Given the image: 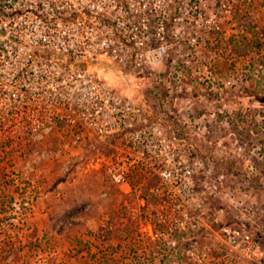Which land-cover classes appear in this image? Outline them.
I'll use <instances>...</instances> for the list:
<instances>
[{
  "label": "rangeland",
  "instance_id": "rangeland-1",
  "mask_svg": "<svg viewBox=\"0 0 264 264\" xmlns=\"http://www.w3.org/2000/svg\"><path fill=\"white\" fill-rule=\"evenodd\" d=\"M195 4L160 68L95 70L139 104V126L163 130L144 134L161 150L141 155L130 135L74 142L60 121L1 137L0 264H198L225 250L211 231L225 221L264 246V0ZM167 160L191 170L189 188L166 192ZM117 164L127 180L113 183Z\"/></svg>",
  "mask_w": 264,
  "mask_h": 264
},
{
  "label": "built area",
  "instance_id": "built-area-1",
  "mask_svg": "<svg viewBox=\"0 0 264 264\" xmlns=\"http://www.w3.org/2000/svg\"><path fill=\"white\" fill-rule=\"evenodd\" d=\"M195 2L0 0V139L37 136L60 121L74 142L130 135L141 155L144 149L161 150V142L151 143L144 134L161 135L163 130L139 126V104L116 92L95 70L109 62L150 70L163 66L179 42L182 11L188 15ZM170 163L157 162L166 192L176 183L189 188L191 170L185 167L181 175ZM109 177L113 183L127 180L123 164L111 168ZM209 187L216 189L217 183L209 182ZM174 201L180 208L181 201ZM189 212L184 208L181 214ZM197 219L192 228H209ZM211 231L225 250L218 256L201 251L198 264H264V246L245 225L225 221L219 231Z\"/></svg>",
  "mask_w": 264,
  "mask_h": 264
}]
</instances>
